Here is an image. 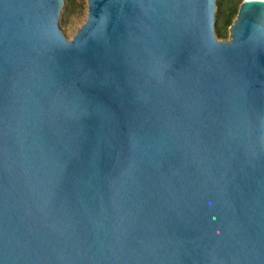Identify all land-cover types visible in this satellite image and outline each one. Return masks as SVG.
Wrapping results in <instances>:
<instances>
[{
  "label": "water",
  "instance_id": "obj_1",
  "mask_svg": "<svg viewBox=\"0 0 264 264\" xmlns=\"http://www.w3.org/2000/svg\"><path fill=\"white\" fill-rule=\"evenodd\" d=\"M0 0V264H264V0Z\"/></svg>",
  "mask_w": 264,
  "mask_h": 264
},
{
  "label": "trees",
  "instance_id": "obj_2",
  "mask_svg": "<svg viewBox=\"0 0 264 264\" xmlns=\"http://www.w3.org/2000/svg\"><path fill=\"white\" fill-rule=\"evenodd\" d=\"M243 0H216V19L217 26L215 34L218 39L227 37V28H229L238 12V8ZM74 0H64L63 9L68 18L74 12Z\"/></svg>",
  "mask_w": 264,
  "mask_h": 264
},
{
  "label": "rangeland",
  "instance_id": "obj_3",
  "mask_svg": "<svg viewBox=\"0 0 264 264\" xmlns=\"http://www.w3.org/2000/svg\"><path fill=\"white\" fill-rule=\"evenodd\" d=\"M74 3H75V7L73 9L74 12L71 13V15L68 18L66 17L64 13L63 7L61 9L60 16H59L58 26L61 29L62 33L68 39L72 38L76 30L86 20V9H87L86 0H74ZM219 25L217 23V19L215 16V31H216L217 26ZM228 39H229V28H227V37L224 39H219V40H228Z\"/></svg>",
  "mask_w": 264,
  "mask_h": 264
}]
</instances>
